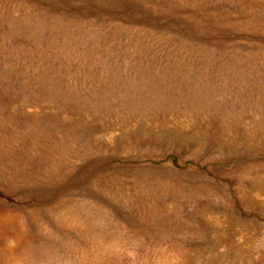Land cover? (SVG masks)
Returning <instances> with one entry per match:
<instances>
[{"label":"rangeland","instance_id":"1","mask_svg":"<svg viewBox=\"0 0 264 264\" xmlns=\"http://www.w3.org/2000/svg\"><path fill=\"white\" fill-rule=\"evenodd\" d=\"M0 264H264V0H0Z\"/></svg>","mask_w":264,"mask_h":264}]
</instances>
